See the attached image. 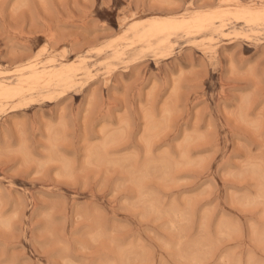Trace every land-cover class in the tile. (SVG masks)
<instances>
[{"label":"rangeland","instance_id":"1","mask_svg":"<svg viewBox=\"0 0 264 264\" xmlns=\"http://www.w3.org/2000/svg\"><path fill=\"white\" fill-rule=\"evenodd\" d=\"M0 264H264V0H0Z\"/></svg>","mask_w":264,"mask_h":264}]
</instances>
